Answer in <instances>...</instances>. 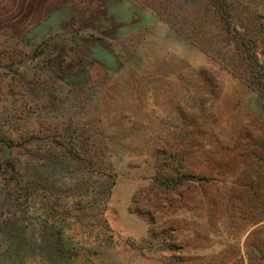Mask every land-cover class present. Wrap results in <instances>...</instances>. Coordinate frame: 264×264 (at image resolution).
I'll return each instance as SVG.
<instances>
[{"label": "rangeland", "instance_id": "obj_1", "mask_svg": "<svg viewBox=\"0 0 264 264\" xmlns=\"http://www.w3.org/2000/svg\"><path fill=\"white\" fill-rule=\"evenodd\" d=\"M207 2L0 0V264H264V98Z\"/></svg>", "mask_w": 264, "mask_h": 264}, {"label": "trees", "instance_id": "obj_2", "mask_svg": "<svg viewBox=\"0 0 264 264\" xmlns=\"http://www.w3.org/2000/svg\"><path fill=\"white\" fill-rule=\"evenodd\" d=\"M250 6V2L246 4L244 0H208L205 9L208 17H215L220 29L232 35L229 41L234 43L236 53L242 59L236 65L238 73L249 87L264 98V62L259 63L253 48L256 45L264 47V22L255 23V17L249 11ZM236 25L239 27L236 28ZM160 178L172 188L183 183L177 175Z\"/></svg>", "mask_w": 264, "mask_h": 264}]
</instances>
